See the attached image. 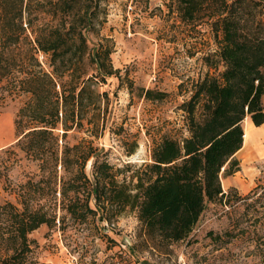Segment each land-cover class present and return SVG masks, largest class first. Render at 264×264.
Masks as SVG:
<instances>
[{
    "label": "trees",
    "instance_id": "1",
    "mask_svg": "<svg viewBox=\"0 0 264 264\" xmlns=\"http://www.w3.org/2000/svg\"><path fill=\"white\" fill-rule=\"evenodd\" d=\"M100 1L0 0V81L29 94L17 114L16 145L40 171L20 186V207L0 201V264H24L34 242L28 235L41 225L64 230L90 219L112 223L127 210L158 246L186 239L206 204L228 195L221 178L240 169L243 120L264 122V0H173L183 22L211 26L214 66L222 67L197 81L181 103L186 134L164 135L150 160L121 179V170L99 160L90 140L59 143L58 130L64 137L80 128L88 112L103 117L97 102L107 92L96 85L119 76L111 39L88 42ZM166 94L144 90L151 100ZM90 130L101 128L93 121Z\"/></svg>",
    "mask_w": 264,
    "mask_h": 264
},
{
    "label": "rangeland",
    "instance_id": "2",
    "mask_svg": "<svg viewBox=\"0 0 264 264\" xmlns=\"http://www.w3.org/2000/svg\"><path fill=\"white\" fill-rule=\"evenodd\" d=\"M95 25L88 42L111 39L110 60L119 76L96 85L107 92L97 102L103 117L88 112L80 128L64 137L58 130V141L90 140L99 160L121 170V179L150 160L164 135L186 134L181 103L197 81L222 67L214 66L217 43L211 26L183 22L173 0H101ZM37 57L46 66V56ZM11 89L0 81V201L20 207V186L37 180L40 171L38 161L16 145L17 114L29 94ZM146 89L167 94L151 100L144 96ZM262 101L264 107V95ZM93 121L101 128L97 134L90 130ZM253 145L236 153L240 169L221 178L227 197L206 204L186 239L158 246L141 231L136 213L127 210L112 223L90 219L64 230L41 225L28 235L34 242L24 264H264V142ZM85 171L90 174L91 159Z\"/></svg>",
    "mask_w": 264,
    "mask_h": 264
},
{
    "label": "bare ground",
    "instance_id": "3",
    "mask_svg": "<svg viewBox=\"0 0 264 264\" xmlns=\"http://www.w3.org/2000/svg\"><path fill=\"white\" fill-rule=\"evenodd\" d=\"M242 127H243V144L238 151L253 145V143L257 141L259 144L264 142V124H261L257 127L252 123L251 120L249 121L244 119L242 122Z\"/></svg>",
    "mask_w": 264,
    "mask_h": 264
},
{
    "label": "crops",
    "instance_id": "4",
    "mask_svg": "<svg viewBox=\"0 0 264 264\" xmlns=\"http://www.w3.org/2000/svg\"><path fill=\"white\" fill-rule=\"evenodd\" d=\"M262 124H264V122Z\"/></svg>",
    "mask_w": 264,
    "mask_h": 264
}]
</instances>
